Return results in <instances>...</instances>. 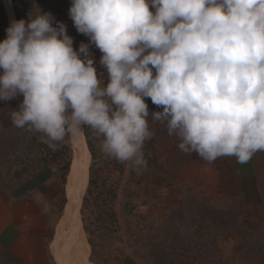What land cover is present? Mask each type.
<instances>
[{"label":"clouds","instance_id":"9594fccd","mask_svg":"<svg viewBox=\"0 0 264 264\" xmlns=\"http://www.w3.org/2000/svg\"><path fill=\"white\" fill-rule=\"evenodd\" d=\"M68 14L88 37L78 48L38 5L6 28L0 101L22 96L11 125L52 149L89 127L138 173L150 121L209 163L264 152V0H71Z\"/></svg>","mask_w":264,"mask_h":264},{"label":"rangeland","instance_id":"374dc122","mask_svg":"<svg viewBox=\"0 0 264 264\" xmlns=\"http://www.w3.org/2000/svg\"><path fill=\"white\" fill-rule=\"evenodd\" d=\"M1 3L3 6V0V40L8 22ZM70 4L71 0H17L15 7L18 19L25 20L37 5L51 12L66 24L78 48L81 41L88 43V37L74 27L68 14ZM90 51L98 72L103 71L101 52L94 45ZM20 100L22 96L0 101V207L14 196L35 190L33 195L39 196L56 221L55 232L67 202L68 177L78 156L71 145L72 160L63 182V153L67 149L54 159L53 149L42 144L41 133L11 125L7 113ZM146 102L150 111L159 110L150 99ZM150 127L155 136L145 142L147 167L139 173L101 150L103 136L86 127L85 139L82 131L93 150L90 154L85 141L88 160L80 173L76 198L84 234L93 242L86 264H264V152L252 157L255 180L246 195L236 188V172L225 156L214 163L195 153L186 156L164 126L150 121ZM83 176L85 185L80 193ZM90 178L93 183L87 192ZM54 232L50 250L56 263L83 264L58 248ZM4 253L0 247V264L8 262Z\"/></svg>","mask_w":264,"mask_h":264},{"label":"crops","instance_id":"0c3cea01","mask_svg":"<svg viewBox=\"0 0 264 264\" xmlns=\"http://www.w3.org/2000/svg\"><path fill=\"white\" fill-rule=\"evenodd\" d=\"M225 158L236 172V188L250 194L255 177L252 158L245 164L237 163L235 157ZM33 193L37 192L14 196L0 207V247L5 249L7 264H57L50 250L56 221Z\"/></svg>","mask_w":264,"mask_h":264},{"label":"bare ground","instance_id":"6f19581e","mask_svg":"<svg viewBox=\"0 0 264 264\" xmlns=\"http://www.w3.org/2000/svg\"><path fill=\"white\" fill-rule=\"evenodd\" d=\"M11 3L10 0H3V7L6 12L8 26L11 19L15 18ZM71 143L74 148V153L78 156V161L74 159V163L68 177V182L66 184L67 202L55 229L54 235L56 238V244L60 250L80 258L84 261L83 264H86L87 253L90 245L86 239L82 223L79 218V211L76 207V198L80 173L88 160V154L82 133L78 137H71ZM75 177L76 180H74Z\"/></svg>","mask_w":264,"mask_h":264},{"label":"trees","instance_id":"16d2710c","mask_svg":"<svg viewBox=\"0 0 264 264\" xmlns=\"http://www.w3.org/2000/svg\"><path fill=\"white\" fill-rule=\"evenodd\" d=\"M0 2H1V0H0ZM11 2H12V7H13V11L15 13L16 19H18V14H17L16 7H15V4H16L17 0H11ZM1 6H2V3H1ZM2 9H3V6H2ZM3 11H4V9H3ZM4 14H5V11H4ZM5 19H6V16H5ZM6 26H7V22H6ZM37 134H39V133H37ZM83 134L85 136V139H88L87 132H86V127L84 128V133ZM85 141H86V144H87V147L89 149L90 154H92L93 150L91 148L89 140H85ZM42 144L45 145L47 149L50 148L46 143L42 142ZM71 145H72V143L70 141V137H66L63 142H58V145H57L56 149H53V153H52V155H53V157L55 159L59 154L63 153V151L65 149H67L63 153V154L66 155V160L64 161V164L62 165V171H63V178L62 179H63V182L65 181L66 175L69 172V168H70V164H71V160H72V155L71 154H73V151H72ZM61 148H62V150H60ZM63 154H61V156ZM84 179H85V176H83L82 183L80 184V190H79L80 193L82 191L83 186L85 185V180ZM92 183H93V181L90 178L89 179V185H88V188H87V192L90 190V187L92 186ZM85 230L88 231L86 226H85ZM88 241H89V244L93 247V242L90 239Z\"/></svg>","mask_w":264,"mask_h":264}]
</instances>
